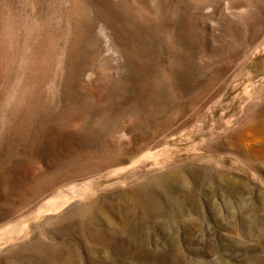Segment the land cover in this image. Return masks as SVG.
Instances as JSON below:
<instances>
[{
    "label": "rangeland",
    "instance_id": "1",
    "mask_svg": "<svg viewBox=\"0 0 264 264\" xmlns=\"http://www.w3.org/2000/svg\"><path fill=\"white\" fill-rule=\"evenodd\" d=\"M0 264H264V0H0Z\"/></svg>",
    "mask_w": 264,
    "mask_h": 264
}]
</instances>
